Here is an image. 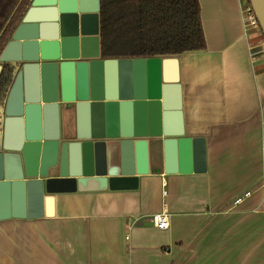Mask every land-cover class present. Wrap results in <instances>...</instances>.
<instances>
[{
    "label": "crops",
    "instance_id": "crops-1",
    "mask_svg": "<svg viewBox=\"0 0 264 264\" xmlns=\"http://www.w3.org/2000/svg\"><path fill=\"white\" fill-rule=\"evenodd\" d=\"M199 3L206 48L177 57L182 137L204 138L205 171L189 143L166 172L162 138L149 139L136 189L45 193L42 216L0 220V264H264V56L242 0ZM60 125L74 136V113ZM163 209L167 229L140 224Z\"/></svg>",
    "mask_w": 264,
    "mask_h": 264
},
{
    "label": "water",
    "instance_id": "water-1",
    "mask_svg": "<svg viewBox=\"0 0 264 264\" xmlns=\"http://www.w3.org/2000/svg\"><path fill=\"white\" fill-rule=\"evenodd\" d=\"M248 2L264 36V0ZM99 8L28 0L0 49V73L7 65L11 76L0 103V220L42 216L45 193L136 189L149 139L162 138L166 172L189 143L196 171L206 169L204 138L182 137L179 58H102ZM71 112L76 133L65 137L61 115Z\"/></svg>",
    "mask_w": 264,
    "mask_h": 264
},
{
    "label": "trees",
    "instance_id": "trees-1",
    "mask_svg": "<svg viewBox=\"0 0 264 264\" xmlns=\"http://www.w3.org/2000/svg\"><path fill=\"white\" fill-rule=\"evenodd\" d=\"M27 2L0 0V49ZM99 28L102 58L169 56L206 48L199 0H100ZM10 82L3 65L0 103Z\"/></svg>",
    "mask_w": 264,
    "mask_h": 264
},
{
    "label": "built area",
    "instance_id": "built-area-1",
    "mask_svg": "<svg viewBox=\"0 0 264 264\" xmlns=\"http://www.w3.org/2000/svg\"><path fill=\"white\" fill-rule=\"evenodd\" d=\"M242 13H243V25L245 26V28H247V29L259 28L257 18H256L255 14L252 10V7L248 1L245 4H243ZM259 46H260L259 51L264 53V39L261 41ZM163 192L166 193V190H164ZM249 194H250V192L247 191L243 195L237 196L234 199V202L239 203L240 201H242V199L244 197H246ZM149 221H151L152 225H154L157 228L167 229L169 227L168 212L166 211V209H163L160 212L153 214L150 217Z\"/></svg>",
    "mask_w": 264,
    "mask_h": 264
},
{
    "label": "rangeland",
    "instance_id": "rangeland-1",
    "mask_svg": "<svg viewBox=\"0 0 264 264\" xmlns=\"http://www.w3.org/2000/svg\"><path fill=\"white\" fill-rule=\"evenodd\" d=\"M243 3L245 4L247 2V0H242ZM250 30V39L252 41V44H254L255 47H253V49L255 50V52L257 51L260 55L264 56V53L259 51V44L261 43V41L264 39L262 32L260 30V28H256V29H249Z\"/></svg>",
    "mask_w": 264,
    "mask_h": 264
}]
</instances>
